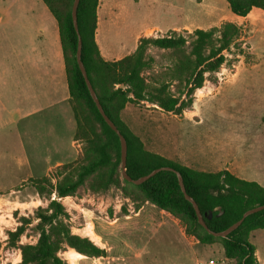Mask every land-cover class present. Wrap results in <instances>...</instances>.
Segmentation results:
<instances>
[{
	"label": "trees",
	"instance_id": "obj_1",
	"mask_svg": "<svg viewBox=\"0 0 264 264\" xmlns=\"http://www.w3.org/2000/svg\"><path fill=\"white\" fill-rule=\"evenodd\" d=\"M42 1L58 26L69 103L76 123L73 137L82 143V148L74 161L52 168L41 177L27 179L38 198L47 204L37 206L30 216H19L15 229L6 232V247L19 251L18 264H69L60 255L68 248L90 258L105 256L106 251L89 238L71 232L70 216L60 201L76 196L82 187L91 193L119 189L132 202L134 210L149 203L177 221L185 237L202 245L219 243L231 264H259L249 237L254 231L264 229V209L247 216L227 237H214L197 222L194 209L184 199L173 172L159 171L139 185L122 178L119 139L98 112L76 62L77 35L71 20L73 0ZM226 3L237 17H246L253 8L264 11V0H226ZM97 7L98 0H79L81 61L104 113L126 140L128 176L137 179L161 167L177 170L206 226L215 232L229 227L245 211L263 205L264 187L256 182L240 179L226 170H195L150 152L121 119L129 103L155 105L162 112L176 116L189 110L193 92L203 86L207 80L205 74L209 76L219 70L225 61L224 51L238 38L240 27L225 22L209 30L195 29L188 37L175 31L162 37L143 36L131 54L108 61L100 55L95 41ZM149 47L168 50L175 57L171 79L182 85L176 94L171 93L166 81L145 75L154 64L147 52ZM122 210L127 214L125 207ZM27 228L37 236L33 244L19 242Z\"/></svg>",
	"mask_w": 264,
	"mask_h": 264
},
{
	"label": "rangeland",
	"instance_id": "obj_2",
	"mask_svg": "<svg viewBox=\"0 0 264 264\" xmlns=\"http://www.w3.org/2000/svg\"><path fill=\"white\" fill-rule=\"evenodd\" d=\"M102 1L103 6L97 12V40L100 44L103 35L107 44L115 49V54L120 55L128 54L138 34L162 37L175 31L176 34L188 37L195 29L209 30L225 22H232L240 27V35L224 51L225 61L219 70L209 76L205 74L207 80L198 92H193L189 110H195V115L183 119V112L188 110L176 116L162 112L155 105L129 103L127 110L121 113V119L141 139L146 150L167 159H170L167 156H171L173 159L170 160L177 163L180 162L173 154L180 144L171 145V139H184L186 148L195 146L210 150L217 159L229 156L233 149V153L236 152L248 168L264 172V11L257 10L246 17H235L229 11L226 0ZM174 26L179 29L171 31ZM147 52L153 57L154 64L145 75H153L159 77L160 81H166L171 93L176 94L182 85L171 79L175 57L170 51L155 47H149ZM18 145V140L13 136L0 141V264H18L20 261L19 251L6 247V232L15 229L19 216H30L37 206L45 207L47 204L27 184L28 178L19 182L26 176L23 170L17 174L10 173L11 166L21 160L9 156L19 153ZM29 161L33 173L28 176H43L42 162H37V159ZM60 201L70 216L71 232L72 228L82 226L83 221L81 213L73 205L90 209L96 222V231L100 234L104 231V242L110 246L105 260H100L102 264H134L133 251L139 246L142 247V258L137 264H208L210 260L214 264H231L224 258L219 243L210 246L198 243L193 248L194 255L191 253L189 256L179 234L178 229L181 231V228L169 216L176 223L172 224L170 245L168 241L165 246L157 244L156 240L149 239L148 232H144L142 236H133L124 230L114 234L103 230L106 222L102 219L106 220V216L112 218L115 205H119L118 215L125 214L122 207H125L127 214L130 207L133 208L132 202L123 197L119 189L110 188L104 193H91L82 187L76 196L62 198ZM36 238L30 228H27L19 242L33 244ZM249 241L255 246L257 256L264 264V229L251 235ZM60 255L66 260L64 252ZM81 264L99 263L84 260Z\"/></svg>",
	"mask_w": 264,
	"mask_h": 264
},
{
	"label": "crops",
	"instance_id": "obj_3",
	"mask_svg": "<svg viewBox=\"0 0 264 264\" xmlns=\"http://www.w3.org/2000/svg\"><path fill=\"white\" fill-rule=\"evenodd\" d=\"M102 6L103 1L99 0L97 12ZM257 10L260 9L253 8L249 14ZM106 14L105 11V17ZM97 27L95 41L100 55L108 61L131 54L138 39L143 36L138 34L128 54L120 55L115 54V49L107 44L103 35L100 44L98 43ZM177 29L179 27L174 26L171 31ZM127 108L128 105L122 112ZM183 114V119L190 118L196 111L188 110ZM75 128L56 20L42 0H0V141L15 137L19 143V153L9 156L21 159L11 166L10 173L17 174L23 170L26 176L19 182H24L27 178H34L28 176L33 173L29 159L42 162V175L63 163L74 161L82 148V143L74 140ZM183 140H170L171 145L180 144L179 147L176 146V152L173 154L180 163L205 172L226 170L240 179L253 181L264 187V172L248 168L238 154L233 153V149L229 156L217 159L210 150L195 146L186 148ZM73 206L81 213L83 221L82 226L72 228V233L89 238L106 253L104 257L90 258L68 248L64 252L66 261L69 264H81L84 260H93L102 264L100 260H105L110 251V246L104 242L102 236L104 231L101 234L96 231V222L88 207L77 204ZM113 208L112 218L106 216V220L102 219L106 222L103 230L110 234L124 230L133 236H142L144 232H148L149 239L156 240L157 244L165 246L167 241L171 244L172 224L176 223L165 212L149 203L143 204L137 210L130 207V214L123 215H118L119 205ZM178 230L188 255H194L193 248L198 243L190 242L180 229ZM121 245L124 244L121 242ZM141 249L139 246L133 251L134 264L142 258ZM123 253L126 256L124 251ZM255 255L259 264H262L256 251ZM18 256L20 257V254Z\"/></svg>",
	"mask_w": 264,
	"mask_h": 264
},
{
	"label": "water",
	"instance_id": "obj_4",
	"mask_svg": "<svg viewBox=\"0 0 264 264\" xmlns=\"http://www.w3.org/2000/svg\"><path fill=\"white\" fill-rule=\"evenodd\" d=\"M79 4V0H73L72 6H71V20H72V24H73V28L75 30V33L77 35V46H76V62L78 65V68L82 74V77L84 79L85 85L87 87V90L89 92V95L91 97V99L93 100L98 112L100 113V115L102 116L104 122L110 127V129L117 135L118 139H119V144H120V169H121V176L124 180H126L127 182H130L132 184L135 185H139L143 182H145L146 180H148L150 177H152L153 175H155L156 173H158L159 171H171L175 174L176 178H177V182L179 185V188L181 190V193L183 194V197L185 200H187L193 207L196 218H197V222L199 223V225H201L208 234L214 236V237H220V238H225L227 237L232 231H234L241 223L242 221L249 215L258 212L262 209H264V204L254 207L252 209H249L247 211H245L240 219H238L236 222H234L233 224H231L229 227H227L226 229L219 231V232H215L210 230L204 220H203V216L199 211V208L197 206V204L195 203V201L186 193L185 188H184V184H183V180L181 177V174L170 167H161V168H157L154 169L152 171H150L148 174L141 176L137 179H132L130 176H128V174L126 173V140L124 138V136L120 133V131L118 130V128L115 126V124L106 116V114L104 113L102 106L95 94L94 89L91 86L90 81L88 80L87 74H86V70L83 66V63L81 61V37L78 31V26H77V7Z\"/></svg>",
	"mask_w": 264,
	"mask_h": 264
},
{
	"label": "built area",
	"instance_id": "obj_5",
	"mask_svg": "<svg viewBox=\"0 0 264 264\" xmlns=\"http://www.w3.org/2000/svg\"><path fill=\"white\" fill-rule=\"evenodd\" d=\"M208 264H214V263H213V261H212V260H210V261L208 262Z\"/></svg>",
	"mask_w": 264,
	"mask_h": 264
}]
</instances>
